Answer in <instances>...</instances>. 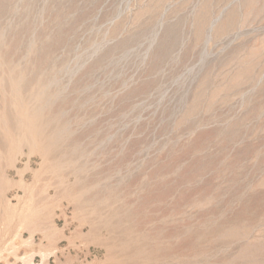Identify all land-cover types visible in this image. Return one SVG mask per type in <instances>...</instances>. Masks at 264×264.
I'll use <instances>...</instances> for the list:
<instances>
[{
    "label": "rangeland",
    "instance_id": "rangeland-1",
    "mask_svg": "<svg viewBox=\"0 0 264 264\" xmlns=\"http://www.w3.org/2000/svg\"><path fill=\"white\" fill-rule=\"evenodd\" d=\"M113 263L264 264V0H0V264Z\"/></svg>",
    "mask_w": 264,
    "mask_h": 264
},
{
    "label": "bare ground",
    "instance_id": "bare-ground-1",
    "mask_svg": "<svg viewBox=\"0 0 264 264\" xmlns=\"http://www.w3.org/2000/svg\"><path fill=\"white\" fill-rule=\"evenodd\" d=\"M19 122H20V121H19ZM19 122H18L17 124H19ZM20 123H21V122H20ZM29 124H31V123H29ZM22 125H23V123H22ZM18 126H19L20 128H23V127H21V125H18ZM18 126H17V127H18ZM25 126H26V125H25ZM28 127H31V126L28 125ZM27 129H28V128H27ZM33 129H34V128H33ZM26 131H27V130H26ZM38 132H39V131H38ZM33 133H34V132H33L32 130H28V137H32ZM37 135H39V134L37 133ZM30 139H31V138H30ZM30 139H28V140H30ZM10 140H13V139H10ZM28 140L26 139V141H28ZM13 142H14V141H13ZM33 142H34V140H33ZM11 143H12V141H11ZM27 143H30V141L27 142ZM13 145H14V143H13ZM16 146H17V145H16ZM12 148H13V147H12ZM33 148H34V147H33ZM30 150H32V149H30ZM45 156H46V155H45ZM103 223H104V222H103ZM106 223H107V222H106ZM108 224H109V223H107V226H109ZM104 225H105V223H104ZM105 226H106V225H105ZM107 226L104 227V229L107 228ZM94 227H95V226H94ZM111 227H112V226H111ZM100 228H101V227H100ZM112 228H113V227H112ZM112 228L110 229V226H109L108 229H109L110 231L112 230V233H113V229H112ZM108 229H106V230H108ZM114 229H115V227H114ZM109 230H108V231H109ZM122 232H123V231H122ZM110 233H111V232H110ZM114 233H115V232H114ZM114 233H113V234H114ZM119 233H121L120 230H119ZM119 233H118V234H119ZM123 234L125 235V233H123ZM126 235H127V234H126ZM126 235H125V236H126ZM121 236H123V235H121ZM142 236H143V234H142ZM145 236H146V235H145ZM140 238H141V237H140ZM153 240H154V239H153ZM143 241H144V240H143ZM145 241H146V240H145ZM145 241H144V242H145ZM157 241H158V240H157ZM151 242H152V241H151ZM158 242H159V241H158ZM135 243H136V242H135ZM135 243H134V244H135ZM154 243H155V241H154ZM121 244H123V243H121ZM124 244H125V243H124ZM124 244H123V245H124ZM158 244H159V243H158ZM125 245H127V244H125ZM125 245H124V246H125ZM136 245H137V244H136ZM144 245H145V243H144ZM119 246H120V245H119ZM124 246H123V247H124ZM129 246H130V245H129ZM131 246H132V245H131ZM157 246H160V245H157ZM169 246H170V245H169ZM110 247H111V246H110ZM115 247H116V246H115ZM117 247H118V246H117ZM123 247L121 246L120 249H121V250L124 249ZM125 247H126V246H125ZM127 247H128V246H127ZM132 247H133V246H132ZM111 248H112V247H111ZM146 248H147V246H146ZM146 248H145V249H146ZM150 248H151V247H150ZM118 249H119V248H118ZM120 249H119V250H120ZM128 249H129V248H128ZM145 249H144V250H145ZM159 249H160V248H159ZM142 250H143V248H142ZM144 250H143V251L138 250V251H140V252H144ZM163 250H164V249H163ZM128 251H129V250H128ZM135 251H136V250H135ZM146 252H147V251H146ZM146 252H145V254H146ZM149 252H150V251H149ZM151 252H153V251H151ZM157 252H158V251H157ZM125 253H126V252H124V254H125ZM129 253H130V252H127V254H129ZM137 253H138V252H137ZM127 254H126V255H127ZM139 254H140V253H139ZM143 254H144V253H143ZM135 255H136V252H135ZM135 255H134V256H135ZM146 255H149V256H150V254H146ZM172 255H173V254H172ZM124 256H125V255H124ZM131 256L133 257V254H131ZM131 256H130V257L127 256V257H128V258H131ZM137 256H138V258H137ZM137 256H136V258H137V260H139V257H140V256H139V255H137ZM144 256H145V255H144ZM144 256H143V258H144ZM145 257H146V256H145ZM152 257H153V256H152ZM134 258H135V257H134ZM134 258H131V259H134ZM148 258H149V257H148ZM148 258H147V261H148ZM131 259H130V260H131ZM134 260L136 261V259H134ZM151 260H152V259H151ZM153 260H154V259H153ZM167 260H168V259H167ZM131 261H132V260H131ZM149 261H150V260H149ZM156 261H157V260H156ZM131 263H132V262H131ZM147 263H148V262H147ZM151 263H153V262H151ZM113 264H114V263H113ZM116 264H117V263H116ZM119 264H120V263H119ZM126 264H127V263H126ZM139 264H140V263H139Z\"/></svg>",
    "mask_w": 264,
    "mask_h": 264
}]
</instances>
